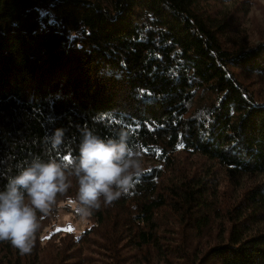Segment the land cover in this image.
<instances>
[{
  "label": "trees",
  "instance_id": "1",
  "mask_svg": "<svg viewBox=\"0 0 264 264\" xmlns=\"http://www.w3.org/2000/svg\"><path fill=\"white\" fill-rule=\"evenodd\" d=\"M250 10L0 0V191L18 166L57 155V129L72 156L85 128L130 129L148 163L132 195L79 233L45 231L58 196L31 253L2 241L0 264H264V40L250 42Z\"/></svg>",
  "mask_w": 264,
  "mask_h": 264
},
{
  "label": "clouds",
  "instance_id": "2",
  "mask_svg": "<svg viewBox=\"0 0 264 264\" xmlns=\"http://www.w3.org/2000/svg\"><path fill=\"white\" fill-rule=\"evenodd\" d=\"M130 129H121L113 137H101L91 129L82 130L78 155L60 154L64 130L46 137L56 156L47 160L37 156L18 166L0 191V242L8 241L21 255L30 254L40 221L58 204V196L81 223H87L95 211L130 196L143 175L141 152L131 144ZM78 185L74 197L68 196Z\"/></svg>",
  "mask_w": 264,
  "mask_h": 264
},
{
  "label": "rangeland",
  "instance_id": "3",
  "mask_svg": "<svg viewBox=\"0 0 264 264\" xmlns=\"http://www.w3.org/2000/svg\"><path fill=\"white\" fill-rule=\"evenodd\" d=\"M250 4L251 10L246 15L243 26L250 35V42L256 44L258 41L264 40V0H250ZM250 79H254V77H250ZM147 164L146 161H143V166ZM59 204L60 208L53 225L47 227L45 231L50 233L55 230L81 232L87 223H81L74 211L63 202Z\"/></svg>",
  "mask_w": 264,
  "mask_h": 264
},
{
  "label": "snow or ice",
  "instance_id": "4",
  "mask_svg": "<svg viewBox=\"0 0 264 264\" xmlns=\"http://www.w3.org/2000/svg\"><path fill=\"white\" fill-rule=\"evenodd\" d=\"M70 230V229H69Z\"/></svg>",
  "mask_w": 264,
  "mask_h": 264
}]
</instances>
